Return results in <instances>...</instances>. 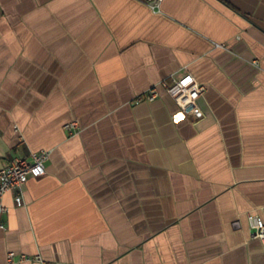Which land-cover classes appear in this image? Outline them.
I'll list each match as a JSON object with an SVG mask.
<instances>
[{
	"label": "crops",
	"instance_id": "crops-1",
	"mask_svg": "<svg viewBox=\"0 0 264 264\" xmlns=\"http://www.w3.org/2000/svg\"><path fill=\"white\" fill-rule=\"evenodd\" d=\"M40 149L0 264H264V0H0V167Z\"/></svg>",
	"mask_w": 264,
	"mask_h": 264
},
{
	"label": "built area",
	"instance_id": "built-area-1",
	"mask_svg": "<svg viewBox=\"0 0 264 264\" xmlns=\"http://www.w3.org/2000/svg\"><path fill=\"white\" fill-rule=\"evenodd\" d=\"M145 3L153 11H160L162 0H138ZM162 85L165 91L175 100L179 109L187 114L197 108V100L205 91V85L198 82L192 74H186L178 79L163 81ZM158 96V91L155 86L148 88L145 92L136 98V101L142 99L152 100ZM71 132L76 133V123L71 122L66 125ZM49 151L40 149L32 151L29 156H15L8 164L0 167V231L7 229L6 223L3 220V214L6 211V206L3 203V197L6 192L13 193V201L15 206H22L23 188L29 178L39 177L45 174L44 161L47 159ZM249 230L252 237L258 238L264 244V218L259 213H247ZM31 257L26 254H16L13 251L7 252L6 260L11 263L23 261ZM38 259L39 257H33Z\"/></svg>",
	"mask_w": 264,
	"mask_h": 264
}]
</instances>
